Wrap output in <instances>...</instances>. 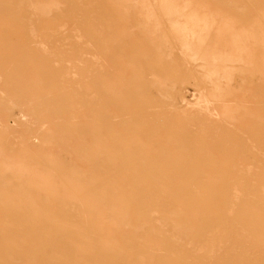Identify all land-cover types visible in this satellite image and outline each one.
<instances>
[{
    "label": "rangeland",
    "instance_id": "374dc122",
    "mask_svg": "<svg viewBox=\"0 0 264 264\" xmlns=\"http://www.w3.org/2000/svg\"><path fill=\"white\" fill-rule=\"evenodd\" d=\"M0 264H264V0H0Z\"/></svg>",
    "mask_w": 264,
    "mask_h": 264
}]
</instances>
